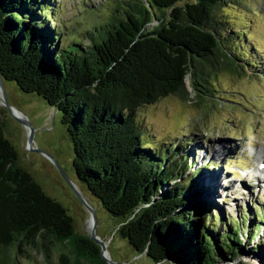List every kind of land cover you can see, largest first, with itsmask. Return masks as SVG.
Segmentation results:
<instances>
[{
	"label": "trees",
	"instance_id": "16d2710c",
	"mask_svg": "<svg viewBox=\"0 0 264 264\" xmlns=\"http://www.w3.org/2000/svg\"><path fill=\"white\" fill-rule=\"evenodd\" d=\"M183 1L125 0L117 15L86 30L85 41L67 44L60 25H51L57 0H0V73L58 111L77 182L119 219L116 235L137 254L146 251L153 262L172 257L181 264H250L236 259L264 250V204L254 203L251 218L248 210L230 217L220 208L217 225L218 204L204 197L195 203L205 194L193 189L208 164L194 150L185 152L193 141L151 149L154 142L137 122L142 107L170 96L188 100L187 79L200 106L216 92L210 83L216 73L236 75L235 55L249 58L224 19L226 9H240L237 0ZM243 12L236 17L251 24ZM236 44L239 50H231ZM258 65L262 69L252 73L264 77V63ZM49 243L59 264H107L99 246L77 233L67 211L18 166L0 122V264H16L27 250L52 264Z\"/></svg>",
	"mask_w": 264,
	"mask_h": 264
},
{
	"label": "rangeland",
	"instance_id": "374dc122",
	"mask_svg": "<svg viewBox=\"0 0 264 264\" xmlns=\"http://www.w3.org/2000/svg\"><path fill=\"white\" fill-rule=\"evenodd\" d=\"M123 1L125 0H57L56 18L51 25H60L58 29L63 31L61 42L68 44L75 38L83 42L86 30L111 13H116L114 11L118 10V4ZM192 1L184 0L181 3ZM237 1L240 9H226L224 19L229 21V28L241 37L242 49L249 56L243 61L235 55L238 73H216L210 80L216 92L212 93L211 99L201 101L200 106L197 105L199 100L195 99V93L187 79L190 93L188 100L170 96L155 105L140 108L137 114V122L141 125L145 139L154 142L151 149L163 143L185 144L189 140L193 141L185 152L194 150L199 159L204 160L202 165L208 164L202 174L203 178L193 189L197 195L201 187L205 194L196 198L195 203L197 205L203 197L208 202L213 199L219 207L214 213L216 224L219 222L217 217H221V209L224 216L230 217H235L240 209L244 213L248 210L251 218L254 203L264 204V77L252 73L257 67L262 69V65L258 63H264V0ZM241 8L246 9V12ZM241 12L250 19L251 24L239 21ZM156 24L157 21H154L150 26ZM245 31L250 33L244 36L242 33ZM233 49L239 50V46L232 45L231 50ZM250 62L256 63L255 68L250 66ZM4 89L10 106L20 112L34 129V146L49 157L28 148L29 132L23 131L20 124L0 104L3 133L16 149L18 166L32 176L48 197L67 211L75 231L88 236L90 231L87 230L86 223L90 219L71 186L78 182L72 168V144L60 123L61 116L37 95L21 92L13 82H4ZM200 163L197 168L201 167ZM192 173L193 169L188 175ZM188 175L184 180L189 178ZM212 188H215L213 194ZM85 195L88 194L85 192ZM91 199L97 220V234L107 243L110 260L117 264H151L147 258L138 256L126 240L116 235L121 226L119 219L109 215L97 200ZM259 215L264 217V212H259ZM211 224L215 225L214 222ZM244 224L247 226L248 223ZM249 224L248 229L251 230L253 222ZM217 231H222L221 226ZM260 234L264 235V226ZM240 239L243 247H247L242 234ZM49 247L55 253L52 264H59L55 244L49 243ZM242 253L244 254H240L236 261L264 264V250L252 257ZM16 264L49 263L44 256L27 250L25 255L17 257Z\"/></svg>",
	"mask_w": 264,
	"mask_h": 264
},
{
	"label": "water",
	"instance_id": "95a60500",
	"mask_svg": "<svg viewBox=\"0 0 264 264\" xmlns=\"http://www.w3.org/2000/svg\"><path fill=\"white\" fill-rule=\"evenodd\" d=\"M4 82H11L6 80L0 73V104L2 105V107L7 110L9 112V114L14 118V120L20 124V126L23 128V131H28L29 135H28V139H27V144H28V148L32 151H35L36 153H39L41 155H44L45 157H48L45 153L41 152L40 150H38L35 146H34V142H33V134H34V129H32L27 122H20L16 119L14 112H18L17 110H15L14 108H12L10 106V104L8 103L7 97H6V93H5V89H4ZM19 89V88H18ZM20 90V89H19ZM21 91V90H20ZM22 92V91H21ZM20 113V112H18ZM58 113V111H57ZM21 114V113H20ZM66 131V130H65ZM67 133V132H66ZM49 158V157H48ZM59 169V168H58ZM60 170V169H59ZM62 176H64V178L68 181V179L66 178V176L62 173V171L60 170ZM70 183V182H69ZM71 184V183H70ZM77 198L79 199V201L81 202L83 209L85 210V212L88 215V218L92 221V228L91 231L89 232V239L91 241H93L97 246H99L100 248V256L102 258L103 261H105L107 264H117L114 263L110 260L109 255H108V250H107V243H105L104 241H102L98 234H97V220H96V215H95V209L92 205V199L89 195H85L86 190L78 183L77 185H73L71 184ZM87 193V192H86ZM88 194V193H87ZM201 218V217H200ZM146 251H144L143 254L138 256H142L147 258L151 264H181L179 262H177L174 258L172 257H164L162 259H159L157 262H153L151 259H149L148 257H146L145 255ZM108 255V256H107ZM249 263V262H247ZM251 264V263H250Z\"/></svg>",
	"mask_w": 264,
	"mask_h": 264
},
{
	"label": "bare ground",
	"instance_id": "6f19581e",
	"mask_svg": "<svg viewBox=\"0 0 264 264\" xmlns=\"http://www.w3.org/2000/svg\"><path fill=\"white\" fill-rule=\"evenodd\" d=\"M14 115L17 119H23V121L21 122H27V119L25 120V118L22 116V114L18 113V112H14ZM29 135V134H28ZM264 152V150H263ZM42 177V176H41ZM86 227H87V230L88 231H91V228H92V221L91 220H88L87 223H86ZM108 256V255H107Z\"/></svg>",
	"mask_w": 264,
	"mask_h": 264
}]
</instances>
